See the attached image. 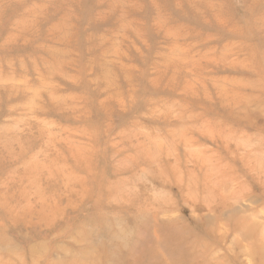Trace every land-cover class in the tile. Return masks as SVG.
I'll return each instance as SVG.
<instances>
[{
	"label": "rangeland",
	"instance_id": "rangeland-1",
	"mask_svg": "<svg viewBox=\"0 0 264 264\" xmlns=\"http://www.w3.org/2000/svg\"><path fill=\"white\" fill-rule=\"evenodd\" d=\"M0 264H264V0H0Z\"/></svg>",
	"mask_w": 264,
	"mask_h": 264
}]
</instances>
